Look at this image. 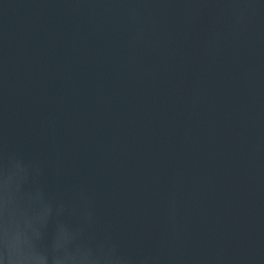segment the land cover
<instances>
[{
  "label": "water",
  "instance_id": "95a60500",
  "mask_svg": "<svg viewBox=\"0 0 264 264\" xmlns=\"http://www.w3.org/2000/svg\"><path fill=\"white\" fill-rule=\"evenodd\" d=\"M0 264H264V0H0Z\"/></svg>",
  "mask_w": 264,
  "mask_h": 264
}]
</instances>
